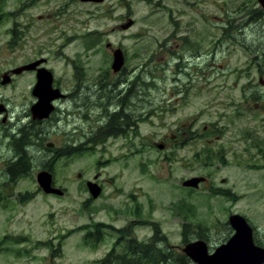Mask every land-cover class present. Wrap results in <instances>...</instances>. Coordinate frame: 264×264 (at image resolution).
<instances>
[{"label": "rangeland", "instance_id": "1", "mask_svg": "<svg viewBox=\"0 0 264 264\" xmlns=\"http://www.w3.org/2000/svg\"><path fill=\"white\" fill-rule=\"evenodd\" d=\"M259 6L257 0H0L1 76L41 53L67 92L80 81L105 76L109 104L119 98L120 85L141 103L139 110L134 100L131 104L137 115L150 105L162 106L161 114L139 120L137 127L129 123L125 136L109 135V146L105 140L79 158L56 157L55 166H43L51 155L42 157L41 147L30 149L34 166L16 182L7 177V166H0V264H99L123 235L148 242L156 231L161 246L177 255L188 244L185 235L195 233L203 239L191 242L204 240L213 252L233 236L232 215L246 218L255 243L264 247V14ZM129 20L133 25L121 29ZM15 25L24 31L21 47L9 45ZM199 30L210 52L216 44L221 49L218 54L205 60L172 55L177 37L196 38ZM110 43L125 56L120 74L111 69ZM73 62L81 70L76 72ZM31 82L30 76L17 77L1 93L30 99ZM180 87L184 96L170 103ZM77 102L70 107L77 110ZM127 104L124 110L130 111ZM94 107L45 123L46 144L68 148L92 133L100 118ZM190 125L199 140L189 139L173 153L169 146L161 148L172 141L177 126ZM2 143L1 162L12 157L4 137ZM50 168L62 196L44 193L37 182ZM97 174L103 191L94 200L83 180L94 181ZM194 177L208 182L198 189L183 187ZM96 225L100 239H86Z\"/></svg>", "mask_w": 264, "mask_h": 264}, {"label": "flooded vegetation", "instance_id": "2", "mask_svg": "<svg viewBox=\"0 0 264 264\" xmlns=\"http://www.w3.org/2000/svg\"><path fill=\"white\" fill-rule=\"evenodd\" d=\"M257 2L260 5V12L264 14V8L259 3V0H257ZM220 27L221 29H225L222 28L221 25ZM8 33L11 36L9 45L21 47L23 40L22 36H24V31L18 30L17 26L15 25V28L9 30ZM198 34H200V36L196 38L190 37L188 35H180L179 37H177L176 40L179 41L177 43L175 41V43L171 44L172 55L185 53L188 56L194 58L195 60H205L211 55L215 56L220 52L221 49L219 50L217 44L215 45V50L212 49V51L210 52L209 48L207 47L208 41L206 42L205 40L206 36H201L204 35V31L199 30ZM218 45L220 46L219 42ZM113 48L114 47L111 46L108 49L112 50ZM109 54L110 56H112V52ZM109 54L107 55L108 59ZM49 64L50 59L48 57H45L43 54L38 53L35 56L26 57L22 61L20 66L10 68L9 70L5 71L2 76L0 74V151L2 149V139L4 137L6 141L5 145H7L6 149L12 155V157H10L9 159H6L2 162L0 161V166H7L6 174L12 182H16L18 179L11 178V174L8 172V168H10L11 166H34V163L32 161L33 158L30 154V149H33L34 147L36 148V146L42 148L40 150L42 157H45L47 154L51 155L50 159L46 163L43 162V166H55L56 157L62 158L73 154L75 156H78L79 158L83 151L89 149H96L97 147L94 143H104L105 140L107 141L109 146V135L110 138H114L115 136H125L129 123L132 122L134 124L131 127L132 129L139 125V120H145L147 117H152L154 115L157 116L162 113L160 111V109L162 110V106L158 104L150 105L147 111H144V113L137 115V112L133 111L131 104L134 100V104L138 107L139 110L141 107V103H138L135 97L132 98L129 95L128 92H130L131 89H129V91L127 92L126 87L122 88L120 87V85L118 86V93L115 94L117 96L119 95V98H117L115 101L110 100V103H114L109 104V80L105 81V76H102L98 79L96 78V82H89L84 84L80 81V84L76 83V87L73 91L67 92V90H64L59 84V78L55 76L54 72L49 67ZM72 64L76 72L81 70V67L77 66L76 63L73 62ZM202 65L203 63L201 64V66ZM28 66H32L31 69L29 68L19 71L22 68ZM41 69L48 70L49 72H51L53 77V82L51 85L52 91L48 93V95L52 94L51 96L54 97L53 101H51L50 104L52 106V111L46 118L39 117L42 115V113L34 114V107L39 102V98L35 95V88L38 82V72ZM105 73L109 74V71L107 70ZM120 73L121 72H119V74ZM24 75L30 76L35 80V82H31L29 86L28 96L30 97V99L27 97H22L21 100L18 101L17 98L13 95L10 96L1 93L2 86L10 87L15 84V80L17 77ZM6 79L8 80V82L4 83ZM133 82L134 81H128V85L132 86ZM183 96L184 91H182V87H180L177 91H175V93L172 94V97L169 99V102L172 103V101L179 100ZM93 97H95V100L97 99V97H100L101 101L99 103L98 101L92 103L91 99ZM76 99H78L79 101L76 103L77 110L75 107L74 109H72L69 104L70 102ZM125 103H128L127 105H129V109H131L130 111L124 110L123 104ZM94 105L96 106V109L99 112L96 114H98L100 118L96 116L97 119L99 118L96 121V123L98 124L92 127V133L91 131L89 133L87 132L88 134L84 133L81 137L76 139L75 145L68 148H57L55 143L46 144L45 141L47 140V129L44 126L45 123H47L48 121H66V117H71V115H75L76 113H78V115L80 116L82 115V108H84L85 111H90L91 109L93 110L95 108ZM71 110L73 111V113H71ZM151 110H155V114H151ZM110 116L112 117V122L116 119L123 122L122 132L118 135H112V132L109 131ZM84 118L86 119L88 118V116H84ZM92 120L93 119H90L89 121L90 127L92 126V123H90ZM185 126L187 125H184V127ZM204 126L205 125H202V128H204ZM205 129H207V127ZM81 131L82 130H80L79 132ZM196 131V129H192L191 125L186 127L184 130L177 126L175 128V132H173L172 134V141L162 143L161 146L163 147V149L167 146L171 147V152L173 153L174 151H176L177 148L179 149L186 147L188 145L189 139L199 140V138L195 134ZM204 133L200 132V141H205L206 138L204 136ZM213 133L215 134L214 131ZM82 138H85L86 141L81 142ZM27 157H29V159L26 160L25 158ZM42 171H47L51 173L53 178L52 185L56 187L54 175L52 173L51 168ZM13 173L17 174L16 172H14V170ZM81 176L82 175L80 174L79 177L81 178ZM99 178L100 175L97 174L94 176V181H90L88 179L83 180L86 185L85 188L86 190H88V192L89 183H96L102 188ZM205 179V182H208V178Z\"/></svg>", "mask_w": 264, "mask_h": 264}, {"label": "water", "instance_id": "3", "mask_svg": "<svg viewBox=\"0 0 264 264\" xmlns=\"http://www.w3.org/2000/svg\"><path fill=\"white\" fill-rule=\"evenodd\" d=\"M84 3H102L104 0H81ZM264 8V0H259ZM133 20H129L121 26V29L127 30L133 25ZM112 44H107L110 48ZM125 64V56L122 49H113V62L111 69L114 73L122 70ZM32 66L22 68L31 69ZM6 79L4 83H7ZM53 77L51 72L41 69L38 72V82L35 88V95L39 102L34 107L35 113H42L40 118H46L52 111L51 101L54 97L49 92L52 91ZM57 96V94H56ZM206 179L203 177H194L185 182L183 186L187 188L198 189L200 184ZM37 181L40 188L46 194L63 195V191L53 187V178L51 173L42 171L37 175ZM89 192L93 199L99 198L102 188L96 183H89ZM229 224L234 230V235L225 244L220 245L214 252L210 253L208 245L204 241H195L187 244L183 252L193 261L194 264H264V247H259L254 242V231L246 219L240 215H232L229 218Z\"/></svg>", "mask_w": 264, "mask_h": 264}, {"label": "trees", "instance_id": "4", "mask_svg": "<svg viewBox=\"0 0 264 264\" xmlns=\"http://www.w3.org/2000/svg\"><path fill=\"white\" fill-rule=\"evenodd\" d=\"M122 127L123 122L118 119L112 122V117H109V131L112 132V135L120 134ZM25 159L27 160L29 157ZM31 169L32 166H11L8 168V172L11 174V178L19 179L28 177ZM13 170L17 174H14ZM225 193L226 195L231 194L229 192ZM99 226H95V233L94 231L88 232L86 239L98 241L100 239L98 237ZM160 234V231H156V234L148 242H139L134 236L129 234L123 235L116 245L113 246V249L99 261V264H194L182 251L181 254L177 255V252H174L168 246H161L162 244L160 243L163 238L159 237ZM196 234L194 236L186 234L184 242L190 243L193 237L194 239H203L202 235Z\"/></svg>", "mask_w": 264, "mask_h": 264}, {"label": "bare ground", "instance_id": "5", "mask_svg": "<svg viewBox=\"0 0 264 264\" xmlns=\"http://www.w3.org/2000/svg\"><path fill=\"white\" fill-rule=\"evenodd\" d=\"M250 225V224H249ZM251 226V225H250ZM252 227V226H251ZM253 228V227H252ZM195 241H204V240H195ZM195 241H192V242H195ZM205 242V241H204ZM191 243V242H190ZM207 244V242H205ZM189 244V243H188ZM187 245V244H186ZM185 245V246H186ZM208 245V244H207ZM182 252H183V249H182ZM184 253V252H183ZM185 254V253H184Z\"/></svg>", "mask_w": 264, "mask_h": 264}]
</instances>
